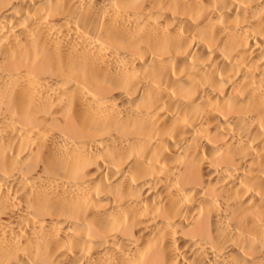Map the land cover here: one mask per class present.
<instances>
[{"label": "bare ground", "instance_id": "bare-ground-1", "mask_svg": "<svg viewBox=\"0 0 264 264\" xmlns=\"http://www.w3.org/2000/svg\"><path fill=\"white\" fill-rule=\"evenodd\" d=\"M0 264H264V0H0Z\"/></svg>", "mask_w": 264, "mask_h": 264}]
</instances>
